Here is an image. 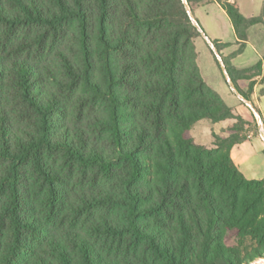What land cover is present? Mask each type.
Here are the masks:
<instances>
[{
  "label": "trees",
  "instance_id": "trees-1",
  "mask_svg": "<svg viewBox=\"0 0 264 264\" xmlns=\"http://www.w3.org/2000/svg\"><path fill=\"white\" fill-rule=\"evenodd\" d=\"M211 1L238 39L227 72L251 101L236 83L261 62L230 61L264 22L230 0H187ZM197 34L181 0H0V264L264 258V179L231 158L243 129L212 148L192 135L242 121L203 79Z\"/></svg>",
  "mask_w": 264,
  "mask_h": 264
},
{
  "label": "rangeland",
  "instance_id": "rangeland-1",
  "mask_svg": "<svg viewBox=\"0 0 264 264\" xmlns=\"http://www.w3.org/2000/svg\"><path fill=\"white\" fill-rule=\"evenodd\" d=\"M235 2L239 8V12L245 18L260 17L264 22V0H235ZM194 16L211 41L220 40L222 43L230 45L229 48L223 51L224 56L237 52L239 46L236 43L234 31L226 15H223L214 5H208L203 9L195 10ZM248 36L245 49L232 61V64L242 69L261 62L262 72L260 77L254 79L252 83L242 79L237 80L236 84L241 92L247 94L250 88L253 87L254 90L256 87L257 94L259 95L257 100L258 106L256 107H258L264 116V98L261 96V92L264 90V25L251 27L248 31ZM194 43L198 53V65L203 79L212 89L221 95L226 105L234 109L242 120L240 123H237L235 120H230L228 121L230 122L229 125H225L224 127L218 126L215 128L210 123L196 127L193 132L196 143L206 148H212L214 142L213 134L219 137H227V130L236 125L241 126L243 129L240 136L245 139L249 137L264 138V133L261 134L259 131V124L256 117L230 90L215 56L199 33L195 37ZM252 74L253 72L250 75ZM251 102L254 103L252 99ZM196 126H199V123ZM262 143L264 146V142ZM243 148L244 154L240 158V169L242 173L247 179L263 180L264 155L260 153L257 141L253 140V142H249ZM263 260L264 258L256 261L264 262Z\"/></svg>",
  "mask_w": 264,
  "mask_h": 264
},
{
  "label": "water",
  "instance_id": "water-1",
  "mask_svg": "<svg viewBox=\"0 0 264 264\" xmlns=\"http://www.w3.org/2000/svg\"><path fill=\"white\" fill-rule=\"evenodd\" d=\"M181 2L184 6V9H185L187 15H188V18L190 20L191 25L196 29V31L204 39V41L206 42V44L208 45V47L212 51L213 55L215 56L219 66H220V69L222 71V74H223L230 90L244 104V106L254 114V116L256 117L258 124H259V131L261 132V134H263L264 133V123L262 121L260 113L258 112L256 107L254 106V104L251 101L247 100L245 97H243L240 94V92L237 90V88L235 87L234 83L231 80V77L229 76V74L227 72L226 66L223 62V58L221 57L220 52L218 51V49L216 48L214 43L208 38V36L205 34L203 29L199 25L198 21L196 20L195 16L193 15V12H192L187 0H181ZM263 142H264V138H263ZM253 264H264V262L255 261Z\"/></svg>",
  "mask_w": 264,
  "mask_h": 264
},
{
  "label": "crops",
  "instance_id": "crops-1",
  "mask_svg": "<svg viewBox=\"0 0 264 264\" xmlns=\"http://www.w3.org/2000/svg\"><path fill=\"white\" fill-rule=\"evenodd\" d=\"M230 3H232V4H234L235 6H236V2H235V0H230ZM208 5H214L218 10H220V12L223 14V15H226V13L221 9V7L217 4V3H215V2H205V3H203V4H201V5H198V6H194L193 8H192V10H193V15H194V11L195 10H199V9H203V8H205L206 6H208ZM237 7V6H236ZM238 8V7H237ZM239 9V8H238ZM226 17H227V15H226ZM229 19V18H228ZM230 21V20H229ZM230 24H231V22H230ZM231 26H232V24H231ZM232 29H233V27H232ZM233 31H234V29H233ZM234 34H235V32H234ZM249 37V36H248ZM235 38H236V43L238 42V39H237V37H236V35H235ZM219 43H222L220 40H217ZM222 44H224V43H222ZM229 46L230 45H228V47L227 48H229ZM227 48H225L224 50H226ZM223 50V51H224ZM223 51L221 52V54L223 55ZM235 53V52H234ZM234 53H232V54H234ZM232 54H228L227 56H224L223 55V57H225V58H228V57H230ZM236 58V57H235ZM234 58V59H235ZM234 59H231V61H230V64H231V66H233V67H235L233 64H232V61L234 60ZM236 69H241V68H237V67H235ZM242 69H245V68H242ZM258 97H259V95L257 94V90H256V87L254 88V90H253V94H252V96H251V99H252V101L256 104L255 105V107L256 106H258V102H257V100H258ZM262 98H264V96H262ZM253 103V104H254ZM256 109L258 110V112L260 113V115H261V118H262V121H263V123H264V116H263V114L259 111V109H258V107H256ZM228 121H230V120H227V121H223V122H221V123H219V124H212L215 128L216 127H224L225 125H229V123L230 122H228ZM210 122H208V121H202V122H199V126H195L194 127V129L196 128V127H200V126H202V125H206V124H209ZM227 123V124H226ZM211 124V123H210ZM211 126V125H210ZM215 128H213V129H215ZM194 129L192 130V135H193V132H194ZM194 137V136H193ZM195 139V138H194ZM253 140H255V141H257V143H258V146H259V151H260V153L261 154H263L264 155V146H263V138L262 137H260V138H256V137H249L248 139H246L243 143H241V144H239V145H236L235 147H233V149L231 150V158H232V160H233V162L235 163V165H236V167L239 169V171L242 173V171H241V169H240V166H241V161H240V158L243 156V150H244V146L246 145V144H248L249 142L251 143V142H253ZM196 142V141H195ZM239 162H240V164H239ZM243 174V173H242ZM244 175V174H243ZM245 176V175H244ZM246 178V177H245ZM250 180V179H249ZM264 261V260H263Z\"/></svg>",
  "mask_w": 264,
  "mask_h": 264
}]
</instances>
